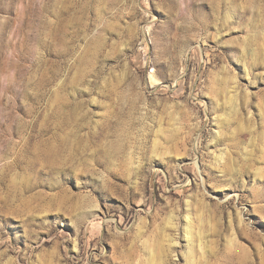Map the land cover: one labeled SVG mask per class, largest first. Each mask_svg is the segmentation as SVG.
Masks as SVG:
<instances>
[{
    "label": "rangeland",
    "instance_id": "rangeland-1",
    "mask_svg": "<svg viewBox=\"0 0 264 264\" xmlns=\"http://www.w3.org/2000/svg\"><path fill=\"white\" fill-rule=\"evenodd\" d=\"M0 264H264V0H0Z\"/></svg>",
    "mask_w": 264,
    "mask_h": 264
},
{
    "label": "bare ground",
    "instance_id": "bare-ground-1",
    "mask_svg": "<svg viewBox=\"0 0 264 264\" xmlns=\"http://www.w3.org/2000/svg\"><path fill=\"white\" fill-rule=\"evenodd\" d=\"M188 229V228H187ZM190 230V229H189Z\"/></svg>",
    "mask_w": 264,
    "mask_h": 264
}]
</instances>
